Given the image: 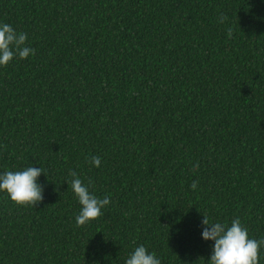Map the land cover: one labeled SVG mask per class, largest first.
I'll return each mask as SVG.
<instances>
[{"label":"trees","instance_id":"16d2710c","mask_svg":"<svg viewBox=\"0 0 264 264\" xmlns=\"http://www.w3.org/2000/svg\"><path fill=\"white\" fill-rule=\"evenodd\" d=\"M0 22L35 49L0 67V170L46 172L33 207L0 194V264H205L201 213L264 239V0H0ZM69 169L110 200L81 226Z\"/></svg>","mask_w":264,"mask_h":264},{"label":"clouds","instance_id":"9594fccd","mask_svg":"<svg viewBox=\"0 0 264 264\" xmlns=\"http://www.w3.org/2000/svg\"><path fill=\"white\" fill-rule=\"evenodd\" d=\"M221 22L223 17L219 18ZM228 35H231L229 31ZM35 55V49L30 46L28 36L17 31L10 24L0 22V67H5L15 60H25ZM100 157L92 156L90 163L93 167L100 166ZM44 169L32 164L19 169L0 170V194L19 206H34L43 200L44 188L39 182ZM64 183L79 205L74 216L77 226L85 225L102 215V209L109 205L107 195L97 197L89 189L91 181L86 184L71 169L68 170ZM197 187L195 181L190 185ZM199 224L200 238L211 242L210 253L205 264H258L261 248H264V239L252 238L248 229L242 225L239 217L230 221L212 218L201 213ZM123 264H161V258L145 245L134 246L124 257Z\"/></svg>","mask_w":264,"mask_h":264}]
</instances>
